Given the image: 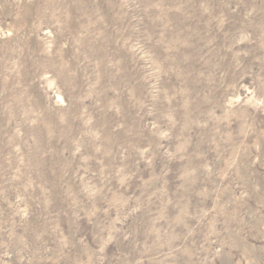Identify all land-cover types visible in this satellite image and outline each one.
Listing matches in <instances>:
<instances>
[{
  "label": "rangeland",
  "instance_id": "1",
  "mask_svg": "<svg viewBox=\"0 0 264 264\" xmlns=\"http://www.w3.org/2000/svg\"><path fill=\"white\" fill-rule=\"evenodd\" d=\"M0 264H264V0H0Z\"/></svg>",
  "mask_w": 264,
  "mask_h": 264
}]
</instances>
